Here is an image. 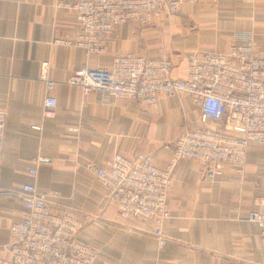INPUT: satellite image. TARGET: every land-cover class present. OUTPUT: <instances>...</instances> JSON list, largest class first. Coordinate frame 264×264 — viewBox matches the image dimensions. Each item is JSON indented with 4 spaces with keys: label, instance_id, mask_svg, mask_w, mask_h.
Listing matches in <instances>:
<instances>
[{
    "label": "crops",
    "instance_id": "1",
    "mask_svg": "<svg viewBox=\"0 0 264 264\" xmlns=\"http://www.w3.org/2000/svg\"><path fill=\"white\" fill-rule=\"evenodd\" d=\"M73 2L0 0V110L5 112L0 258L10 256L9 226L24 214L20 191L29 182L53 210L81 223L78 237L97 250L93 264H264L259 228L247 219L249 211L263 209L256 198L264 195V144L247 146L242 171L224 164L212 180L202 177L196 161L179 159L167 197L170 216L162 224L165 243L159 247L153 222L120 217L85 163H104L115 153H143L162 168L181 130L220 128V123L206 119L187 95H162L150 104L100 100L67 82L83 66L110 68L113 56L125 51L168 57L170 75L185 77L190 53L242 46L238 35L244 33H251L254 53L264 55V0H204L183 4L147 24L125 21L106 34L103 53L90 55L53 42L75 36L78 21L68 6ZM45 59L54 81L49 93L57 98L50 118L42 117L48 91L38 79ZM32 124H41V130ZM40 155L50 162L29 174Z\"/></svg>",
    "mask_w": 264,
    "mask_h": 264
},
{
    "label": "built area",
    "instance_id": "2",
    "mask_svg": "<svg viewBox=\"0 0 264 264\" xmlns=\"http://www.w3.org/2000/svg\"><path fill=\"white\" fill-rule=\"evenodd\" d=\"M202 1L75 0L68 4L78 21L75 36L55 38L53 42L74 45L85 55L100 54L105 51L106 34L119 23L147 24L183 4ZM238 38L244 45L231 44L226 51L190 53L185 77L170 75L172 61L168 57L147 58L125 51L113 56L110 68L83 66L67 80L80 87L84 96L95 93L100 100L127 99L150 104L162 95H187L199 105L206 119L220 123V128L181 130L173 141L170 160L162 168L154 164L151 155L143 153L132 157L115 153L104 163H85L105 186L120 217L153 222L159 247L165 243L162 224L170 216L167 197L171 173L179 159L196 161L202 177L212 180L224 164L242 171L247 146L264 144V55L254 53L251 33ZM49 69V61L42 60L38 79L48 91L43 98V118L53 117L57 106V98L49 93L54 83ZM4 127L5 112L0 110V157ZM31 127L41 130L42 125ZM34 162L28 168L31 175L36 174L38 164L49 163L50 159L40 155ZM20 201L24 214L9 226L10 256L0 258V264L94 263L96 248L78 237L81 223L66 212L53 210L34 183L21 186ZM256 203L263 209L249 211L247 219L258 226L264 243V195L258 196Z\"/></svg>",
    "mask_w": 264,
    "mask_h": 264
}]
</instances>
